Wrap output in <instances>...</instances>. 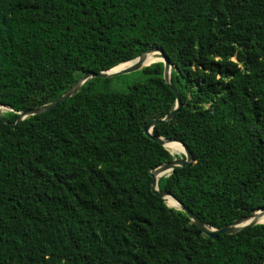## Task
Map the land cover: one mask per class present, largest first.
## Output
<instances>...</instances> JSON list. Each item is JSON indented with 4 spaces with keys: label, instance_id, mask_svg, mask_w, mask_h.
Instances as JSON below:
<instances>
[{
    "label": "trees",
    "instance_id": "16d2710c",
    "mask_svg": "<svg viewBox=\"0 0 264 264\" xmlns=\"http://www.w3.org/2000/svg\"><path fill=\"white\" fill-rule=\"evenodd\" d=\"M153 47L182 105L152 133L194 160L158 189L214 228L264 208V0H0V264H264V217L211 239L152 192L182 153L143 130L175 105L156 54L11 126Z\"/></svg>",
    "mask_w": 264,
    "mask_h": 264
},
{
    "label": "water",
    "instance_id": "95a60500",
    "mask_svg": "<svg viewBox=\"0 0 264 264\" xmlns=\"http://www.w3.org/2000/svg\"><path fill=\"white\" fill-rule=\"evenodd\" d=\"M157 52L161 55L160 61L163 62L164 68H163V79L164 81L169 85L173 93L175 94V105L172 110H170L164 117L162 118H156L153 119L150 123H148L146 126H144L143 130L144 133L149 136L154 141L158 142L162 146H165L166 142H178L183 149L184 157H173L171 160L162 162L159 165L153 167L149 173L151 176V190L153 193L160 196L165 202H166V196L172 197L178 204L179 209L182 210L187 217L196 224L204 234H206L211 239H215L219 233H225V234H231L235 233L239 230H241L244 227L252 226L257 223H262L259 221V218L264 215V208H259L256 211H254L252 214L247 216H242L234 219L232 222L223 225L219 228H214L206 225L202 220L191 210H189L186 206L183 205L181 201L176 199L174 196H172L170 193L160 191L158 189V175H161L164 172H171L176 166H183V165H192L194 163L192 154L185 143H183L181 140L174 139V138H164L163 136L154 135L152 133L153 127L155 124L160 122H167L172 119V117L175 115L176 112L180 109L182 103L180 101V95L178 90H176L170 83V63L168 58L164 55V52L162 49H158L157 47H153L150 49H147L146 51H143L141 54H139L137 57H135L132 60L123 62V63H129L127 66L118 69V70H112L119 64L113 66L112 68L106 69V70H100L98 72L94 71H87L84 73L77 81H75L70 87H68L59 97H57L54 101L37 107H30L27 108L21 112H18L19 116L16 119V121L10 123L6 118L2 117L3 121L5 123H10L12 127H15L21 120L24 118L35 115L44 111H47L53 107H56L58 104L64 102L67 98L72 96L75 92L79 90L82 84L87 82L92 77H100V78H107L111 76H116L118 74L130 72L133 70L141 69L142 67L148 65L145 64V60L147 58V55L149 53ZM0 106L5 107L4 105L0 104ZM170 152V151H169ZM171 153V152H170ZM167 173L166 175H168ZM162 176V175H161ZM264 240V239H263Z\"/></svg>",
    "mask_w": 264,
    "mask_h": 264
},
{
    "label": "rangeland",
    "instance_id": "374dc122",
    "mask_svg": "<svg viewBox=\"0 0 264 264\" xmlns=\"http://www.w3.org/2000/svg\"><path fill=\"white\" fill-rule=\"evenodd\" d=\"M156 57H158L157 60L160 61L161 55L157 52H156ZM145 77H146V75L143 74L141 69H137V70H133L130 72L118 74V75L112 77L109 81V86L112 90H115L118 92H124L128 89V87L133 85L135 82L144 81ZM8 110H9L8 107H4V108L0 109V114H3L4 112H6ZM179 149L182 150V148H179ZM182 153H183V151H182ZM182 153L177 154V153L171 152L173 157H184V154H182Z\"/></svg>",
    "mask_w": 264,
    "mask_h": 264
},
{
    "label": "bare ground",
    "instance_id": "6f19581e",
    "mask_svg": "<svg viewBox=\"0 0 264 264\" xmlns=\"http://www.w3.org/2000/svg\"><path fill=\"white\" fill-rule=\"evenodd\" d=\"M153 54H156V52L149 53V54L147 55V58L150 57V56L153 55ZM147 58H146V59H147ZM128 64H129V63H121V64H119L118 66H116L115 68H113L112 70H118V69H121V68L127 66ZM0 107H1V106H0ZM165 146H171V147H174V148H177V149L182 148V146H181L178 142H174V141H172V142H166ZM179 150H180V151H183V149H182V150L179 149ZM167 172H168V171H167ZM164 173H166V172H164ZM164 173H162L161 175H163ZM161 175H158L157 178H159ZM166 200L169 201V202H171V203H174V204L179 205V204H178V203H177L172 197H170V196H166ZM262 217H264V215H263ZM262 217H260L259 219H261Z\"/></svg>",
    "mask_w": 264,
    "mask_h": 264
}]
</instances>
